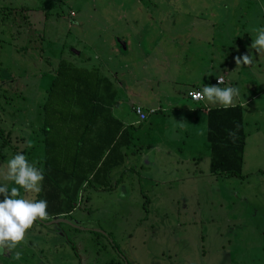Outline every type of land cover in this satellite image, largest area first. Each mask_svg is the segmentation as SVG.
Masks as SVG:
<instances>
[{
    "label": "rangeland",
    "instance_id": "374dc122",
    "mask_svg": "<svg viewBox=\"0 0 264 264\" xmlns=\"http://www.w3.org/2000/svg\"><path fill=\"white\" fill-rule=\"evenodd\" d=\"M262 14L264 0H0V170L17 153L39 168V107L60 57L113 75L110 110L129 139L104 185L90 178L64 222L38 220L0 264H264V53H249ZM246 54L254 63L236 66ZM205 72L247 100L239 176L208 172L204 111L183 98ZM135 105L157 111L139 122Z\"/></svg>",
    "mask_w": 264,
    "mask_h": 264
},
{
    "label": "trees",
    "instance_id": "16d2710c",
    "mask_svg": "<svg viewBox=\"0 0 264 264\" xmlns=\"http://www.w3.org/2000/svg\"><path fill=\"white\" fill-rule=\"evenodd\" d=\"M74 59H58L39 107L42 155L38 169L43 181L35 200L47 201L49 217L68 214L83 184L93 180V187L104 185L110 170L122 159L119 149L129 143L127 127L110 112L117 96L113 75L105 73L100 64H89L88 57ZM150 110L143 112H154ZM230 131L236 133L234 140ZM245 135L239 105L207 110L205 140L210 174H241Z\"/></svg>",
    "mask_w": 264,
    "mask_h": 264
},
{
    "label": "clouds",
    "instance_id": "9594fccd",
    "mask_svg": "<svg viewBox=\"0 0 264 264\" xmlns=\"http://www.w3.org/2000/svg\"><path fill=\"white\" fill-rule=\"evenodd\" d=\"M257 33L251 48L256 52L264 53V27L254 28ZM235 59L236 66H250L254 63L251 54L238 56ZM223 82V77L217 80V85ZM240 92L235 87L221 88L216 85L204 86L202 91L195 92L194 98L206 100L212 104H219L224 108L234 107ZM139 111V109H137ZM183 126V122L178 123ZM235 131L229 132V137L235 139ZM29 146H31L29 142ZM4 180L13 182L16 186L9 191L7 184H0V255L11 252L25 241L27 231L31 229L38 220L49 219L46 200H34L20 197V189L25 193H39L43 181L42 170L28 162L23 154H15L8 162L6 171L0 170ZM21 252L14 253V259L19 260Z\"/></svg>",
    "mask_w": 264,
    "mask_h": 264
},
{
    "label": "crops",
    "instance_id": "0c3cea01",
    "mask_svg": "<svg viewBox=\"0 0 264 264\" xmlns=\"http://www.w3.org/2000/svg\"><path fill=\"white\" fill-rule=\"evenodd\" d=\"M263 17V18H262ZM261 18L264 20V15L262 14L261 15ZM222 20H224V19H222ZM221 20V21H222ZM259 25V24H258ZM258 28V27H257ZM247 36V35H246ZM255 53V54H257V52H256V50L255 49H253V48H250V50H249V53ZM194 53H196V52H194ZM202 54V52L200 51V55ZM202 58V57H201ZM207 68H208V66H207ZM221 78V77H223V82L222 83H224V82H226V80H228V78H231V76H229V77H227V76H225V73H223L222 75L221 74H217V75H214L213 77H208V75H207V72H205V74L203 75V76H201L198 80H197V78H194L193 80H194V82L193 81H190L191 82V84L190 85H193V86H191L190 88H188V89H186L185 90V95H183V98L185 99V101H186V103H188V105H187V110L188 111H191V110H194V111H204V115H205V117H206V112H207V110L208 109H210V108H214V107H212V106H210V105H207L206 103H204V102H202V101H204V100H202V101H199V102H192V101H190L188 98H187V95H186V93H187V91L188 90H191V89H197V90H199V91H202V89L200 88V86H199V84L201 83V85H205V84H209V85H211V79H212V83L214 84V85H217V83L215 82V80H216V78ZM227 78V79H226ZM198 83V84H197ZM222 83H220V84H222ZM167 100H171V98L170 99H167ZM166 100V101H167ZM173 100V99H172ZM165 101V102H166ZM243 102H247V100H244ZM243 102H239V103H237L240 107H241V113H242V106L244 105L243 104ZM199 104V105H198ZM202 104V105H201ZM236 104V105H237ZM201 105V106H200ZM139 106V105H138ZM141 107V106H140ZM220 107V106H219ZM150 109H153L154 110V112H156L157 111V108L155 107V108H153V107H150L148 110H150ZM110 112H111V114H112V112L113 111H111L110 110ZM153 112V113H154ZM112 116L114 117V118H116L113 114H112ZM148 116V115H147ZM242 116H243V113H242ZM117 119V118H116ZM118 120V119H117ZM119 121V120H118ZM120 122V121H119ZM121 123V122H120ZM122 124V123H121ZM123 126V125H122ZM124 127V126H123ZM254 127L257 129V125L256 124H254ZM245 144V143H244ZM144 160V163H146V164H149V161H147V160H150V159H143ZM152 162H153V160L152 161H150V164H152Z\"/></svg>",
    "mask_w": 264,
    "mask_h": 264
},
{
    "label": "built area",
    "instance_id": "2783aa9c",
    "mask_svg": "<svg viewBox=\"0 0 264 264\" xmlns=\"http://www.w3.org/2000/svg\"><path fill=\"white\" fill-rule=\"evenodd\" d=\"M218 79H220V77L219 78H216V80H215L216 83H217V80ZM195 92H200V91L197 90V89L188 90L187 93H186L187 98L190 101H192V102L202 101V100H197L196 98H194V93ZM137 109H139V111H137ZM132 110H133L134 114L137 116L138 121L144 120L146 118V116H147V113L143 112V110L139 106H137V105L133 106L132 107ZM150 112H152V110H150Z\"/></svg>",
    "mask_w": 264,
    "mask_h": 264
},
{
    "label": "water",
    "instance_id": "95a60500",
    "mask_svg": "<svg viewBox=\"0 0 264 264\" xmlns=\"http://www.w3.org/2000/svg\"><path fill=\"white\" fill-rule=\"evenodd\" d=\"M65 219H63L62 217H55L51 220H48V221H45V222H42L43 224L45 225H49V224H57L59 222H64Z\"/></svg>",
    "mask_w": 264,
    "mask_h": 264
},
{
    "label": "flooded vegetation",
    "instance_id": "af4514ba",
    "mask_svg": "<svg viewBox=\"0 0 264 264\" xmlns=\"http://www.w3.org/2000/svg\"><path fill=\"white\" fill-rule=\"evenodd\" d=\"M109 262H110L109 264H116V261L114 260L113 261L109 260ZM105 264H107V262Z\"/></svg>",
    "mask_w": 264,
    "mask_h": 264
}]
</instances>
